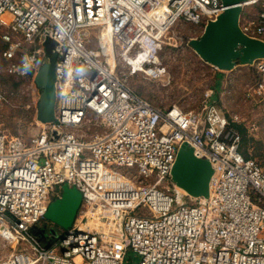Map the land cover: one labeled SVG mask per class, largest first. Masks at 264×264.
Instances as JSON below:
<instances>
[{"label": "built area", "instance_id": "obj_1", "mask_svg": "<svg viewBox=\"0 0 264 264\" xmlns=\"http://www.w3.org/2000/svg\"><path fill=\"white\" fill-rule=\"evenodd\" d=\"M225 9L224 0H0L6 72L34 82L47 38L58 55L54 122L30 139L0 131V241L12 250L0 264H126L130 251L138 264H264V169L239 150L241 130L264 134V59L246 65L249 120L209 94L199 112L159 109L128 84L166 76L160 52L178 23L204 30ZM239 28L264 42V0L242 5ZM185 146L212 168L206 198L173 181ZM62 186L81 193V207L68 231L44 236L46 248L30 230L46 224Z\"/></svg>", "mask_w": 264, "mask_h": 264}, {"label": "rangeland", "instance_id": "obj_2", "mask_svg": "<svg viewBox=\"0 0 264 264\" xmlns=\"http://www.w3.org/2000/svg\"><path fill=\"white\" fill-rule=\"evenodd\" d=\"M203 31V28L193 24L178 23L164 38L160 52V61L167 68L166 76L160 81L147 80L141 75L130 76L129 86L140 97L159 109L177 106L185 112H199L206 94H209L228 116L237 115L249 120L253 107H250L244 95L255 81L254 70L249 66L238 65L233 75L229 79L226 78L228 82L222 90L217 85L218 71L203 61L189 44L192 39L200 38ZM4 48L5 46L0 43V94L3 97L0 102V131L10 136L30 139L37 135L40 129L37 105L41 91L35 81L18 79L6 72L7 62L1 55ZM225 73L228 72L223 74ZM256 128L258 129L252 131L254 136L248 135L253 141L250 140L244 150L264 169V134L258 124ZM57 188L54 189L52 196L56 195ZM45 225L51 226L49 222ZM51 228H56V237L64 231L57 227ZM11 252L12 250L4 248L0 241V259ZM138 262L139 258L135 253L132 251L127 253L126 264Z\"/></svg>", "mask_w": 264, "mask_h": 264}, {"label": "water", "instance_id": "obj_3", "mask_svg": "<svg viewBox=\"0 0 264 264\" xmlns=\"http://www.w3.org/2000/svg\"><path fill=\"white\" fill-rule=\"evenodd\" d=\"M246 2L248 0H224V13L205 27L200 38L189 42L203 61L220 71H231L237 65L246 66L258 59H264V42L248 38L239 28L242 5ZM44 46L47 62L41 66L35 77V84L41 91L37 120L42 124L54 122L57 100L55 67L58 55L54 52L56 43L47 38ZM59 135L58 132H53L51 140L56 141ZM211 175L210 164L205 159L196 158L191 148L185 146L179 151L172 177L176 185L189 196L208 197ZM81 203V193L75 188L64 186L61 198L50 204L45 218L68 231L75 221ZM30 233L46 248L50 243H44V236L50 235V240L56 237V230L45 225H42L41 230L39 226H33Z\"/></svg>", "mask_w": 264, "mask_h": 264}, {"label": "crops", "instance_id": "obj_4", "mask_svg": "<svg viewBox=\"0 0 264 264\" xmlns=\"http://www.w3.org/2000/svg\"><path fill=\"white\" fill-rule=\"evenodd\" d=\"M237 67H238V65L233 69V70H231V71H218L217 73H219V74H216L217 76H218V82H217V85L218 86H220L221 88H222V90H223V87L225 86V85H227V82L228 81H226V80H228L230 77H231V75H233V72L237 69ZM224 72H228V73H225V74H223ZM220 73H222V74H220ZM226 78H228V79H226ZM219 83V84H218ZM217 86V87H218ZM222 108V107H221ZM63 187L64 186H62V187H58L57 189L60 191V192H58V197L57 198H55V199H53L51 202H50V204L52 203V202H54L55 200H57V199H59V198H61V195H62V189H63ZM67 187H69V186H67ZM69 188H73V187H69ZM76 189V188H75ZM184 191V190H183ZM185 192V191H184ZM50 204H49V207H50ZM49 207H48V210H49ZM81 207V206H80ZM79 210H80V208H79ZM79 210H78V213H77V216H76V218L78 217V214H79ZM48 212V211H47ZM47 214V213H46ZM76 218H75V220H76ZM47 220V219H46ZM49 222V225H51V226H47V225H45V226H47V228H51V227H57V228H60V227H58L57 225H55L54 223H52V222H50L49 220H47V223ZM75 222V221H74ZM46 223V224H47ZM74 224V223H73ZM56 229V228H55Z\"/></svg>", "mask_w": 264, "mask_h": 264}, {"label": "trees", "instance_id": "obj_5", "mask_svg": "<svg viewBox=\"0 0 264 264\" xmlns=\"http://www.w3.org/2000/svg\"><path fill=\"white\" fill-rule=\"evenodd\" d=\"M4 46H5V45H4ZM5 47H6V46H5ZM4 49H5V48H4ZM210 100H211L212 103H214V104L216 105V103H215L216 100H214V99H212V98H211ZM203 105H204V102H203ZM203 105H202V107H203ZM217 106H218V105H217ZM218 107H219V106H218ZM200 110H201V109H200ZM224 112H225V111H224ZM225 113H226V112H225ZM234 126H235L236 128H238V129H240V127H239L238 125L234 124ZM241 132H242V140H241V144H240V148H239L240 153L243 155V157H244L245 159L253 158V157L249 156V155L247 154V152L244 150L245 147L247 146L248 142H249L250 140L253 141V139L248 137V134H247L246 131L241 130ZM58 192H60V191L57 189V190H56V195L53 196V197L57 198V197H58V196H57ZM55 198H54V199H55Z\"/></svg>", "mask_w": 264, "mask_h": 264}, {"label": "bare ground", "instance_id": "obj_6", "mask_svg": "<svg viewBox=\"0 0 264 264\" xmlns=\"http://www.w3.org/2000/svg\"><path fill=\"white\" fill-rule=\"evenodd\" d=\"M182 192L186 194V192H184V191H182Z\"/></svg>", "mask_w": 264, "mask_h": 264}]
</instances>
